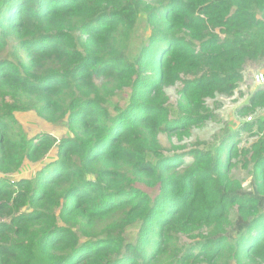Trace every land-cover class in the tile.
Here are the masks:
<instances>
[{"label": "trees", "instance_id": "obj_1", "mask_svg": "<svg viewBox=\"0 0 264 264\" xmlns=\"http://www.w3.org/2000/svg\"><path fill=\"white\" fill-rule=\"evenodd\" d=\"M262 60L264 0L0 1V264H264V117L192 144Z\"/></svg>", "mask_w": 264, "mask_h": 264}, {"label": "rangeland", "instance_id": "obj_2", "mask_svg": "<svg viewBox=\"0 0 264 264\" xmlns=\"http://www.w3.org/2000/svg\"><path fill=\"white\" fill-rule=\"evenodd\" d=\"M147 35L148 28L146 24V18L142 16L140 23H138L136 26V30L131 38L132 53H135L139 42H141V39ZM259 75H264V60H262V63L259 62L247 64L244 70L243 82L233 97L229 98L220 96L215 100L208 101L209 109L214 114L213 120L204 129L194 132L192 144L196 143L197 141L208 142V144H212L217 141L216 139L220 134L228 133V131L236 129L241 122H252L258 118L264 117L263 108L258 109L255 112H251L248 115H241L239 112L240 107L249 101L256 89L264 87V81L259 83L255 81L256 76ZM171 93L175 94V91L172 90ZM16 116L19 123L31 138L42 133H49L58 139L71 136L70 132L66 128L65 122L63 121L57 124L48 123L41 119L34 111L17 112ZM250 140L252 141L253 139L251 138ZM162 142L165 144V146L169 145L167 138H163ZM55 156L56 150H52L51 154L41 163L33 164L26 161L17 173L7 178L13 181L31 179L37 175V173L44 167L46 163L54 160ZM234 176L243 182L245 188L250 187V171H244L241 170V168H237L234 170Z\"/></svg>", "mask_w": 264, "mask_h": 264}, {"label": "built area", "instance_id": "obj_3", "mask_svg": "<svg viewBox=\"0 0 264 264\" xmlns=\"http://www.w3.org/2000/svg\"><path fill=\"white\" fill-rule=\"evenodd\" d=\"M255 81H256L257 83H259V82H261V81H264V75L256 76ZM254 83H255V82H254Z\"/></svg>", "mask_w": 264, "mask_h": 264}, {"label": "bare ground", "instance_id": "obj_4", "mask_svg": "<svg viewBox=\"0 0 264 264\" xmlns=\"http://www.w3.org/2000/svg\"><path fill=\"white\" fill-rule=\"evenodd\" d=\"M128 199H129V198H128ZM194 250H195V249H194ZM194 250H193V251H194Z\"/></svg>", "mask_w": 264, "mask_h": 264}]
</instances>
